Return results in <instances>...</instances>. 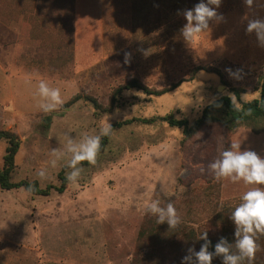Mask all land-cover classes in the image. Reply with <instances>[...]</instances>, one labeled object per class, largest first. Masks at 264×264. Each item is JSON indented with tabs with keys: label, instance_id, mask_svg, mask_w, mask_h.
I'll return each mask as SVG.
<instances>
[{
	"label": "rangeland",
	"instance_id": "rangeland-1",
	"mask_svg": "<svg viewBox=\"0 0 264 264\" xmlns=\"http://www.w3.org/2000/svg\"><path fill=\"white\" fill-rule=\"evenodd\" d=\"M72 1L0 0V130L21 142L12 181L57 186L65 166L64 161L51 166L52 148L62 149L66 135L98 133L106 114L113 133L96 165L83 163L81 179L68 182L64 193L35 196L23 188H0V238L13 244L6 251L21 252L25 244L38 258L45 238L62 236L72 244L64 243L61 252L76 253L78 264H181L188 248L199 251L204 242L197 238L204 231L211 241L225 237L234 243L230 213L247 186L215 180L208 164L233 141L264 158V123L259 132L244 126L229 131L216 123L182 145L183 130L161 118L193 122L221 95L237 103L233 88L244 101L258 97L264 46L246 28L248 19H264V0L251 8L244 0H222L217 12L223 20L209 24L218 33L200 34L190 45L181 35L183 12L200 0H175L174 14L163 5L152 20L128 12L102 14L106 0H97L98 10L87 17L84 9L74 13ZM225 15L230 36L221 33ZM125 53L131 54L128 64ZM198 67L211 71L200 70L191 81ZM40 78L61 89L63 104L50 113L33 96ZM134 79L152 91L180 86L162 96L139 90L116 94ZM6 148L0 140V168ZM41 168L47 179L37 177ZM149 199L173 202L180 225L169 229L146 215ZM257 243L252 264H264V238ZM212 264H222V258Z\"/></svg>",
	"mask_w": 264,
	"mask_h": 264
},
{
	"label": "clouds",
	"instance_id": "clouds-1",
	"mask_svg": "<svg viewBox=\"0 0 264 264\" xmlns=\"http://www.w3.org/2000/svg\"><path fill=\"white\" fill-rule=\"evenodd\" d=\"M221 2L222 0H207L205 3L200 0L194 8L183 12L187 23L181 29V35L187 44L190 45L201 33L208 31L211 21L219 23L223 20V16L217 12ZM257 2L258 0H244L249 8ZM260 6L264 7V4ZM246 32H254L261 46H264V19H248ZM130 60L131 54L125 53L124 62L128 64ZM226 71L230 75H236L231 69ZM33 96L37 107L45 113L55 111L63 104L61 89L50 86L43 78L39 79ZM109 120L110 116L106 114L98 133L85 132L78 139L66 135L62 149H51V166L55 167L58 162L64 161V166L71 169L66 173L69 183L79 182L84 172L83 162L96 165L102 147V137L111 136L113 133ZM208 171L217 181L243 182L247 186V190L240 197L241 202L230 213V219L235 225V242L229 243L225 237H220L214 251H210L212 241L208 238V232L204 231L197 238L204 242L199 251L194 247L188 248L181 264H212L215 257H221L222 264H245V261L252 264L260 250L257 241L264 236V158L255 151L241 150V142L233 141L227 148L219 150L217 158L208 164ZM36 175L41 180L48 178L46 168L37 170ZM161 190L163 191V188ZM27 191L31 192L32 188L29 187ZM144 211L146 215L154 216L157 224L167 223L169 229H175L182 222L171 201L162 205L159 199H149L144 203Z\"/></svg>",
	"mask_w": 264,
	"mask_h": 264
},
{
	"label": "trees",
	"instance_id": "trees-1",
	"mask_svg": "<svg viewBox=\"0 0 264 264\" xmlns=\"http://www.w3.org/2000/svg\"><path fill=\"white\" fill-rule=\"evenodd\" d=\"M206 1L207 0H204V2ZM200 70L211 71L210 68L198 67L194 70V73L190 79L191 81ZM179 86L180 83H177L162 91H152L151 89L141 84L138 80L134 79L129 81L124 86L120 87L117 90L116 94H120L123 91L139 90L144 91L149 96H162L176 90V88H178ZM230 92L238 100V104L234 101L231 95L224 94L208 104L203 109L200 118L194 120L193 122H190L186 118L176 119L168 116L161 118V120L167 122L173 128L183 130L184 139L182 145H184L186 141L195 137L203 128L209 127L216 123L221 124L229 131H233L239 127L244 126L252 127L253 130L259 132L260 126L263 127L262 125L264 123V73L260 77V86L257 92V98L244 101L241 98L242 91H240V89L233 88ZM76 99L77 97H75L69 104L74 102ZM47 120L50 123L51 117H48ZM0 140H4L7 142V148L3 159V166L2 168H0V188L2 190H14L23 188L27 191V189L31 187L32 191L29 193L35 196H49L53 190L58 193L65 192L68 185L65 174L67 170L66 167H64L59 173V185L57 186L51 185L47 186L46 188H41L37 182H13L12 175L16 168L15 158L20 149L21 142L17 134L5 130H0ZM107 141L108 136L104 137L101 150L103 148V145L107 144ZM83 163L88 164L87 162ZM261 237L264 238V236ZM215 244L216 242L212 241V246L210 247L212 251H214Z\"/></svg>",
	"mask_w": 264,
	"mask_h": 264
},
{
	"label": "crops",
	"instance_id": "crops-1",
	"mask_svg": "<svg viewBox=\"0 0 264 264\" xmlns=\"http://www.w3.org/2000/svg\"><path fill=\"white\" fill-rule=\"evenodd\" d=\"M82 0H73L72 6H75V12L78 13V10L84 9L85 15L89 17L93 14V12L98 10L97 0H84V3H81ZM207 2V1H206ZM205 2V3H206ZM175 0H167L165 3H162L161 0H106L102 2V14H117L118 17L120 14L125 12L130 13L132 17L135 19H149L152 20L155 18V15L158 17L159 9L161 10V6L167 5L166 8L169 9L171 14L175 13ZM160 6V7H159ZM215 7V6H213ZM187 8L186 10H188ZM176 13L175 15H177ZM246 15L243 14V19H245ZM174 17V16H173ZM225 24H220V26H224L226 32H221L226 34L227 36L231 35L232 26L227 23L228 15H225ZM222 28V27H221ZM218 33V29L209 28L208 31L201 33V35L214 37L215 34ZM230 42L227 41L226 45ZM196 82V81H195ZM25 241V240H23ZM64 243L72 244V239L69 237L62 236H53L45 238L41 244V250L39 251V257H35L34 254H31L27 251L25 244L21 252H7V246H13L12 243H8L4 240V238H0V264H78L77 259L78 255L76 253L70 252L66 254L62 253L61 250L64 247ZM15 247V246H14ZM25 247V249H24ZM17 249L18 246H17ZM29 250V249H28ZM62 255L66 257H62ZM90 254L86 255L85 260L86 263L90 261L88 257Z\"/></svg>",
	"mask_w": 264,
	"mask_h": 264
}]
</instances>
